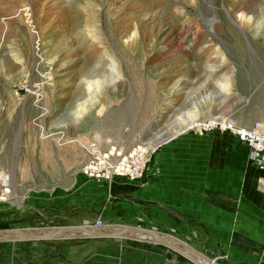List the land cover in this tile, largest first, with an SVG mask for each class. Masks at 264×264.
<instances>
[{"label":"rangeland","instance_id":"rangeland-1","mask_svg":"<svg viewBox=\"0 0 264 264\" xmlns=\"http://www.w3.org/2000/svg\"><path fill=\"white\" fill-rule=\"evenodd\" d=\"M36 83H44L48 140L32 125V99L16 93ZM216 119L264 128V0H0V175L10 176L21 201H0V222L21 221L12 228L32 231L98 221L146 229L228 264L170 211L160 208L168 220L160 219L148 203V220L138 219L137 207L128 219L129 206L115 205L138 200L107 193L117 179L82 173L86 145L95 142L104 154L130 155L186 133L234 137L190 129ZM116 208L125 219H112ZM55 241L74 249L79 263L98 254L99 264H128L142 250L167 264H194L136 237Z\"/></svg>","mask_w":264,"mask_h":264},{"label":"crops","instance_id":"crops-1","mask_svg":"<svg viewBox=\"0 0 264 264\" xmlns=\"http://www.w3.org/2000/svg\"><path fill=\"white\" fill-rule=\"evenodd\" d=\"M124 180L114 177V184L105 191L138 200L139 206L115 205L129 206L125 217L132 218L137 207L138 219L148 220L142 205L154 204V215L168 220L160 208L170 211L186 232L192 230L217 253L222 251L228 264H264V171L249 161L248 148L236 137L186 133L155 154L142 181H129L137 186ZM120 213L116 208L112 219H125ZM175 221L171 219V225ZM57 242L0 246V264H99L98 254L79 263L70 257L74 249L61 248ZM132 252L135 257L128 264H167L161 255Z\"/></svg>","mask_w":264,"mask_h":264},{"label":"built area","instance_id":"built-area-1","mask_svg":"<svg viewBox=\"0 0 264 264\" xmlns=\"http://www.w3.org/2000/svg\"><path fill=\"white\" fill-rule=\"evenodd\" d=\"M44 83L27 84L19 91L18 96L31 98L33 106L38 112V116L32 120V125L41 132V137L45 140L51 139L54 135L45 130L42 123L45 117L44 107ZM199 133L206 132H227L236 137L240 144L248 148V159L260 170L264 171V128L250 129L241 125H236L224 119H216L208 123L199 124L191 128ZM61 143L66 141L64 133L56 135ZM174 140V137L167 138L153 147H140L130 155H124L117 151L104 154L100 151L97 142L86 145L89 154V161L83 166L82 173L85 177L93 180L112 181L114 177H125L131 182L142 181L148 173L155 154ZM10 176L0 175V201H11L12 187ZM95 226L102 228L104 223L98 221Z\"/></svg>","mask_w":264,"mask_h":264},{"label":"water","instance_id":"water-1","mask_svg":"<svg viewBox=\"0 0 264 264\" xmlns=\"http://www.w3.org/2000/svg\"><path fill=\"white\" fill-rule=\"evenodd\" d=\"M21 224V221H6L0 222V241H55L68 238L72 234H83L82 238L90 239H124L129 237H136L137 235H147L156 238L159 244L174 251L175 253L185 257L194 264H202L199 262L192 253H189L184 248H180L168 239H164L160 234L146 229L134 227H107L97 228L95 225H84L79 227H62L51 229H40L32 231L29 229H14L12 225ZM110 228V229H109ZM116 228V230H115ZM113 229V230H112ZM75 238V237H74ZM210 262V261H208Z\"/></svg>","mask_w":264,"mask_h":264},{"label":"bare ground","instance_id":"bare-ground-1","mask_svg":"<svg viewBox=\"0 0 264 264\" xmlns=\"http://www.w3.org/2000/svg\"><path fill=\"white\" fill-rule=\"evenodd\" d=\"M191 129V128H190ZM176 140V139H175ZM11 183V182H10ZM12 198L14 199V201L20 206L21 205V201L19 200V198H18V196L16 195V193H14V194H12ZM90 225V224H89ZM91 226V225H90ZM108 227H111V226H108ZM102 228H107V227H105V224H104V226L102 227ZM110 229V228H109ZM113 230V229H112ZM115 230H116V228H115ZM83 234H72V235H69L68 236V238H74V237H80V236H82ZM162 236V235H161ZM164 239H165V237L164 236H162ZM137 238L139 239V240H148V241H150V242H153V243H156V244H159V241L156 239V238H153V237H150V236H147V235H137ZM167 239V238H166ZM172 242V241H171ZM173 243V242H172ZM175 244V243H174ZM175 245H177L178 247H180V248H184L183 246H180V245H178V244H175ZM185 250H187L189 253H192V255L195 257H198V261L199 262H201L202 264H217L216 262H208V261H206L205 259H203V258H201V257H199V256H197L196 255V252H194V251H191V250H189V248H184ZM204 262V263H203Z\"/></svg>","mask_w":264,"mask_h":264}]
</instances>
